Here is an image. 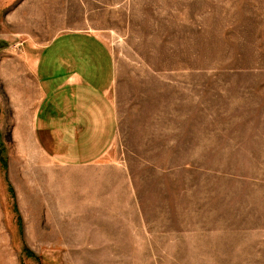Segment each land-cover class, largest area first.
<instances>
[{"label": "rangeland", "instance_id": "rangeland-1", "mask_svg": "<svg viewBox=\"0 0 264 264\" xmlns=\"http://www.w3.org/2000/svg\"><path fill=\"white\" fill-rule=\"evenodd\" d=\"M71 30L115 60L85 166L31 127L25 49ZM0 264H264V0H0Z\"/></svg>", "mask_w": 264, "mask_h": 264}, {"label": "crops", "instance_id": "crops-1", "mask_svg": "<svg viewBox=\"0 0 264 264\" xmlns=\"http://www.w3.org/2000/svg\"><path fill=\"white\" fill-rule=\"evenodd\" d=\"M25 50L40 90L30 116L37 143L58 164L95 163L117 134L110 98L115 81L111 48L96 33L71 30Z\"/></svg>", "mask_w": 264, "mask_h": 264}]
</instances>
